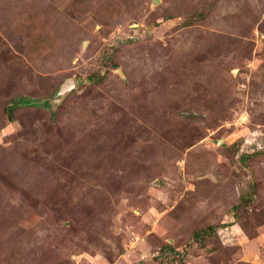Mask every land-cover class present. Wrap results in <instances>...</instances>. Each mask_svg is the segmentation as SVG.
Segmentation results:
<instances>
[{"label": "rangeland", "instance_id": "obj_1", "mask_svg": "<svg viewBox=\"0 0 264 264\" xmlns=\"http://www.w3.org/2000/svg\"><path fill=\"white\" fill-rule=\"evenodd\" d=\"M0 264H264V0H0Z\"/></svg>", "mask_w": 264, "mask_h": 264}, {"label": "water", "instance_id": "obj_2", "mask_svg": "<svg viewBox=\"0 0 264 264\" xmlns=\"http://www.w3.org/2000/svg\"><path fill=\"white\" fill-rule=\"evenodd\" d=\"M154 4L157 3V0H152ZM77 87V81L74 77H70L64 80L61 84L59 91L57 92L56 97L45 100L51 111H54L56 107L62 103L67 94Z\"/></svg>", "mask_w": 264, "mask_h": 264}, {"label": "trees", "instance_id": "obj_3", "mask_svg": "<svg viewBox=\"0 0 264 264\" xmlns=\"http://www.w3.org/2000/svg\"><path fill=\"white\" fill-rule=\"evenodd\" d=\"M12 108H13V106H12Z\"/></svg>", "mask_w": 264, "mask_h": 264}]
</instances>
